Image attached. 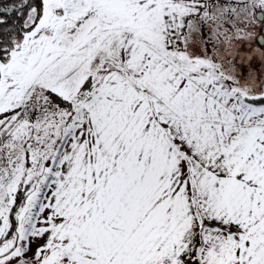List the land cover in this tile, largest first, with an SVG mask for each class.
<instances>
[{"label":"snow or ice","instance_id":"6c2138e0","mask_svg":"<svg viewBox=\"0 0 264 264\" xmlns=\"http://www.w3.org/2000/svg\"><path fill=\"white\" fill-rule=\"evenodd\" d=\"M0 264H264V0H0Z\"/></svg>","mask_w":264,"mask_h":264}]
</instances>
